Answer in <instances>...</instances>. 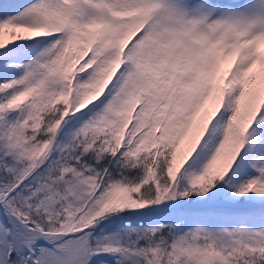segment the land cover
Here are the masks:
<instances>
[{
    "label": "snow or ice",
    "instance_id": "snow-or-ice-1",
    "mask_svg": "<svg viewBox=\"0 0 264 264\" xmlns=\"http://www.w3.org/2000/svg\"><path fill=\"white\" fill-rule=\"evenodd\" d=\"M0 264H264V0H0Z\"/></svg>",
    "mask_w": 264,
    "mask_h": 264
}]
</instances>
